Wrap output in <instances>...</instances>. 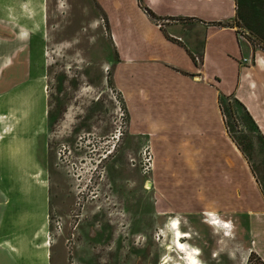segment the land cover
<instances>
[{
    "label": "rangeland",
    "instance_id": "rangeland-1",
    "mask_svg": "<svg viewBox=\"0 0 264 264\" xmlns=\"http://www.w3.org/2000/svg\"><path fill=\"white\" fill-rule=\"evenodd\" d=\"M235 2L234 24L264 44V0ZM0 25L16 29L29 47L33 68L40 67L44 77L47 116L37 128L43 132L33 135L29 150L0 142L11 154L0 159L4 204L20 200L26 212L42 205V216L24 224L29 264H160L166 247L173 246L175 220L179 231L190 235L182 241L189 256L199 252V264L244 263L253 241L247 238L244 215L233 226L220 222L216 212L168 206L166 191L157 201L151 144L128 135L129 115L112 77L117 57L93 0H0ZM21 71L20 63L15 72ZM220 102L229 135L264 196V137L235 100L221 97ZM143 150L152 164L146 174ZM7 166L28 170L19 174ZM18 235L7 233L3 239L15 243ZM250 254L246 264H262ZM185 262L173 248L167 264Z\"/></svg>",
    "mask_w": 264,
    "mask_h": 264
},
{
    "label": "crops",
    "instance_id": "crops-1",
    "mask_svg": "<svg viewBox=\"0 0 264 264\" xmlns=\"http://www.w3.org/2000/svg\"><path fill=\"white\" fill-rule=\"evenodd\" d=\"M93 1L117 57L112 77L129 115L128 135L151 144L157 201L166 191L168 206L216 212L233 226L244 215L253 241L243 264L251 251L264 264V196L229 135L219 101L235 100L264 137V44L234 24L235 0H141L152 17L137 0ZM15 30L0 25V142L29 150L33 135L43 132L37 128L47 116L46 94L42 69L33 68L29 47ZM10 157L7 147L0 148V159ZM24 206L0 197V264L30 263L24 224L42 211L26 212ZM217 230L225 239L224 229ZM11 232L19 233L15 243L3 239Z\"/></svg>",
    "mask_w": 264,
    "mask_h": 264
},
{
    "label": "bare ground",
    "instance_id": "bare-ground-1",
    "mask_svg": "<svg viewBox=\"0 0 264 264\" xmlns=\"http://www.w3.org/2000/svg\"><path fill=\"white\" fill-rule=\"evenodd\" d=\"M6 119V118H5ZM8 120V119H7ZM6 123V122H4ZM9 125V124H8ZM6 128V127H5ZM2 136V135H1ZM20 156V155H19ZM21 157V156H20ZM28 157V156H26ZM25 162V161H24ZM45 183V182H44ZM149 183L147 182L146 185H148ZM145 185V186H146ZM147 190V189H146ZM173 227H171V230L173 232V246H167L166 247V251L167 254L162 258L160 264H167L169 261V256L170 253L173 251V248L176 249L181 256L184 255L186 262L184 264H199L197 258L195 257V255H199V252L197 250H193L190 252V256H189V249L188 247L183 243L182 239H186L189 238L190 235L187 233H181L179 231V222L178 221H174ZM191 239V238H190ZM9 248L14 251L17 252V250L12 247L9 246ZM50 248V242L47 241V243L45 244V249L48 250ZM198 249V248H197ZM50 250V249H49ZM200 251V250H199ZM176 252V251H175ZM189 257V258H188ZM201 257V256H199ZM199 259V258H198ZM182 260V259H181ZM184 260V259H183ZM200 261V260H199Z\"/></svg>",
    "mask_w": 264,
    "mask_h": 264
},
{
    "label": "built area",
    "instance_id": "built-area-1",
    "mask_svg": "<svg viewBox=\"0 0 264 264\" xmlns=\"http://www.w3.org/2000/svg\"><path fill=\"white\" fill-rule=\"evenodd\" d=\"M146 151L143 150L142 152V163H141V167H142V171L143 174H146L149 170V168L152 166L151 162H150V157L144 156L146 153Z\"/></svg>",
    "mask_w": 264,
    "mask_h": 264
},
{
    "label": "trees",
    "instance_id": "trees-1",
    "mask_svg": "<svg viewBox=\"0 0 264 264\" xmlns=\"http://www.w3.org/2000/svg\"><path fill=\"white\" fill-rule=\"evenodd\" d=\"M138 1V5H139V7L140 8H142L144 11H145V13L147 14V15H149V16H151L152 17V14L149 12V10L147 9V8H145L144 6H142V4H141V0H137ZM220 101V100H219ZM220 105H221V102H220ZM221 111H222V107H221ZM251 255V254H250ZM250 258V257H249Z\"/></svg>",
    "mask_w": 264,
    "mask_h": 264
}]
</instances>
